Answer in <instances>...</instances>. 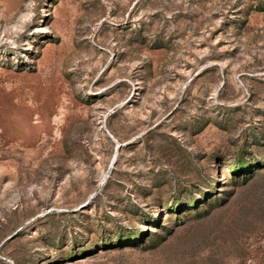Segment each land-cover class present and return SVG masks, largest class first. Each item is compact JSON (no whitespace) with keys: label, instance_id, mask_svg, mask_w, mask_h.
<instances>
[{"label":"rangeland","instance_id":"374dc122","mask_svg":"<svg viewBox=\"0 0 264 264\" xmlns=\"http://www.w3.org/2000/svg\"><path fill=\"white\" fill-rule=\"evenodd\" d=\"M0 264H264V0H0Z\"/></svg>","mask_w":264,"mask_h":264}]
</instances>
